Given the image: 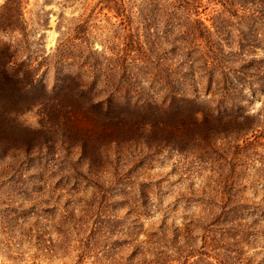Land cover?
Masks as SVG:
<instances>
[{
    "label": "rangeland",
    "instance_id": "obj_1",
    "mask_svg": "<svg viewBox=\"0 0 264 264\" xmlns=\"http://www.w3.org/2000/svg\"><path fill=\"white\" fill-rule=\"evenodd\" d=\"M124 1L130 17L119 24L102 0H20L22 29H0V41L17 48L18 60H32L51 96L49 55L57 43L71 48V65L62 72L78 69L88 80L87 67L96 61L102 77L91 94L101 98L104 72H127L138 58L123 55L140 56L126 43L129 35L143 43L146 33L160 36L170 28L162 24L170 18V0H159L156 14L148 0ZM202 2L198 17L209 23L217 4ZM253 51L264 56L263 44ZM166 61L180 69L171 57ZM138 66L131 73L141 88L129 91L131 100H149V65ZM195 71L201 91L203 75ZM174 78L172 85L178 84ZM248 92L244 86L241 107L212 112L220 119L205 125L202 138L182 139L180 126L174 145L167 139L153 144L142 129L130 139H96L81 153V135L92 128L84 114L61 110L65 125L49 126L36 104L16 113L15 121L45 143L27 156L0 155V264H264V134L246 130L233 138L244 115L264 125L258 96L248 101Z\"/></svg>",
    "mask_w": 264,
    "mask_h": 264
},
{
    "label": "trees",
    "instance_id": "obj_2",
    "mask_svg": "<svg viewBox=\"0 0 264 264\" xmlns=\"http://www.w3.org/2000/svg\"><path fill=\"white\" fill-rule=\"evenodd\" d=\"M19 1H4V9L0 11L1 30L22 29ZM102 1L107 8L113 9L115 16L120 17L119 24L128 22L130 16L126 1ZM170 1V18L164 19L162 23L163 26H169V30L160 36L155 33L150 36L148 32L143 43L131 38L130 34L126 43H134L132 46L140 56L132 58L135 52L133 55H123L124 59L130 56L131 59L138 58L127 72L120 71L117 76L113 70L104 72L108 77L99 88L105 91V96L101 98L92 96L98 76L102 77L100 70L95 69L98 66L96 61L87 67L90 74L85 73V76L88 80L80 77L78 69L74 74L62 72V67L71 65L66 61V57H72L69 55L71 48L57 43L54 52L49 55L50 64L54 67V82L48 90L56 92L51 96L42 78L35 76L32 60L26 56L18 60L17 48L8 41H0V155L10 150L27 156L32 148L38 149L45 143L35 133L37 131H25L14 118L16 113L34 104L38 105L41 116L48 121L49 126L65 125L68 117L63 114L60 119L61 110H74L91 119L92 128L81 135L78 144L81 153L88 152V144L96 139L120 136L130 139L131 135L144 133L142 129L147 130L144 134L153 144L166 143V139L173 145L177 144L171 138L180 126H183L181 134L187 136L182 139L202 138L206 135L201 134L205 125L220 119L212 112L242 106L244 86L250 97L245 99L249 101L258 96L259 113H264V56H258L253 51L260 43L264 46V0H204L206 4H217L210 8L209 23L198 17L197 8L203 4V0ZM148 2L152 5L149 8L153 14H156L159 0ZM136 44H142V47ZM140 48H144V51ZM170 57L171 61H178L180 69H169L166 60ZM42 60L48 61V58L42 57ZM234 60L238 61L235 66ZM105 64L104 68L109 62ZM139 64L142 67L149 65L144 68L149 72L145 76L151 87L148 91L149 100H131L129 91H135L133 87L141 82L131 73V69L139 68ZM182 64H186L183 67L185 70ZM78 67L83 70L82 63ZM123 68L126 69V66ZM194 71L203 75L201 91H198L199 82L192 75ZM171 75H175L173 77L178 84H171ZM182 84L185 86L179 90L178 86ZM140 88L138 84L135 93ZM116 98L121 99L116 101ZM198 113L202 115L198 116ZM244 116L245 120L240 126L242 130H236L234 140L246 130H257L255 136L264 134V125L260 124V127L257 119L252 122L247 120V115ZM244 139L243 136V145L246 142ZM145 143L147 145L149 141Z\"/></svg>",
    "mask_w": 264,
    "mask_h": 264
}]
</instances>
